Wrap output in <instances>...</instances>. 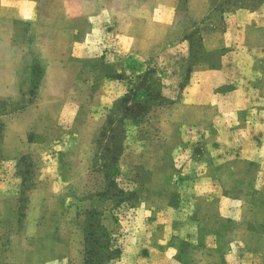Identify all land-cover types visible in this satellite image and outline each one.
Masks as SVG:
<instances>
[{"label": "rangeland", "instance_id": "obj_1", "mask_svg": "<svg viewBox=\"0 0 264 264\" xmlns=\"http://www.w3.org/2000/svg\"><path fill=\"white\" fill-rule=\"evenodd\" d=\"M117 5L133 48L110 36L90 55L60 32V0H39L30 23L0 8V264H86L92 250L101 264H139L126 263L135 248L168 247L180 264H226L228 244L207 250L198 229H212L221 191L244 201L239 229L221 240L264 250V233L240 231H264L258 164L220 163L219 107L187 97L191 73L222 56L238 65L214 91L236 88L249 64L264 93V0ZM165 7L167 24L156 20ZM107 236L121 251L113 259Z\"/></svg>", "mask_w": 264, "mask_h": 264}, {"label": "crops", "instance_id": "obj_2", "mask_svg": "<svg viewBox=\"0 0 264 264\" xmlns=\"http://www.w3.org/2000/svg\"><path fill=\"white\" fill-rule=\"evenodd\" d=\"M38 1L0 0V8H11L16 11L18 17L30 23L36 18L35 8ZM123 2L124 0H60L62 12L60 16L54 17L59 19L60 32L69 36L71 49L88 55L101 52L105 50L108 38L114 36L118 49L129 51L133 48L136 37L117 23V15L121 9L117 4ZM170 10L169 7L160 10L156 15V20L166 24L171 22L172 11ZM225 58L227 57L222 56L218 69L197 70L191 73L190 85L187 88L188 101L194 104L218 105L220 110H217L214 119L218 131L216 139L219 147L218 161L220 163L231 161L257 163L259 169L256 170L253 189L259 191L258 194H262L264 193V93L256 85L262 74L248 64L244 69L247 74L245 76L244 72H241V76L236 81V88L225 92L214 91V88L221 87L230 81L228 71L232 65H238L234 64V61L225 60ZM204 84H207L209 89L202 93L199 88ZM204 177L209 179L213 187L215 182L212 178L215 177L206 175ZM217 188H220L218 182L210 191H215ZM242 203L244 201L241 198L230 197L221 191L219 210L217 215H213V223H218L216 225L214 223L215 226L213 225L208 233L203 224L198 229L204 226L203 238L207 250L209 248L217 249L218 246L221 249V244H224L223 246L228 244V247L224 249L226 264H264V250H260L258 247L251 248L247 241L239 238H234L229 243H224L221 240V236L226 232L233 233L239 229V226H235L234 223L239 222L242 217ZM240 231H243V235L246 237H256V234L264 233V231L258 233L252 228ZM197 235L188 234L187 239L197 243ZM131 255L134 257L126 263H131L136 259L139 264H148V262L156 264L153 262L154 260H158L159 264H180L175 259V251L172 247H168L164 251L156 249L154 252L135 248Z\"/></svg>", "mask_w": 264, "mask_h": 264}, {"label": "trees", "instance_id": "obj_3", "mask_svg": "<svg viewBox=\"0 0 264 264\" xmlns=\"http://www.w3.org/2000/svg\"><path fill=\"white\" fill-rule=\"evenodd\" d=\"M92 241L96 242L95 239L92 240ZM108 241L111 243V246H110V249H111V252H110L111 254L110 255L111 256L109 255L108 259H113L121 251H120V248L116 245V243L114 242V240L112 238H109ZM87 254H88V258L86 259V264H101L102 256H101L100 253H98L97 251H93L92 250V254L91 253H87Z\"/></svg>", "mask_w": 264, "mask_h": 264}]
</instances>
